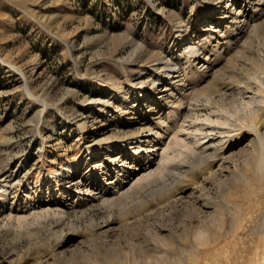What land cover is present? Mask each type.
<instances>
[{
  "label": "rangeland",
  "instance_id": "rangeland-1",
  "mask_svg": "<svg viewBox=\"0 0 264 264\" xmlns=\"http://www.w3.org/2000/svg\"><path fill=\"white\" fill-rule=\"evenodd\" d=\"M149 119L170 129L141 167L85 162ZM10 167L0 264H264V0H0Z\"/></svg>",
  "mask_w": 264,
  "mask_h": 264
},
{
  "label": "bare ground",
  "instance_id": "bare-ground-1",
  "mask_svg": "<svg viewBox=\"0 0 264 264\" xmlns=\"http://www.w3.org/2000/svg\"><path fill=\"white\" fill-rule=\"evenodd\" d=\"M238 17V16H237ZM244 18V17H243ZM218 21V20H217ZM196 44V43H195ZM185 48V47H184ZM197 48L196 45H194V43L192 44V50L195 51ZM186 52V51H184ZM207 57V56H206ZM192 61V60H191ZM162 62V61H161ZM156 65V64H155ZM174 66V65H173ZM160 67V66H159ZM165 67V66H164ZM153 68V67H152ZM155 70V69H154ZM180 71V70H179ZM178 71V72H179ZM165 72V71H164ZM165 74V73H164ZM183 74V73H182ZM170 75V74H169ZM177 76V75H176ZM167 77V76H166ZM171 78H173L174 76H170ZM169 78V77H168ZM180 78V77H178ZM167 80V79H166ZM179 80V79H178ZM184 80V79H183ZM171 82V81H170ZM169 82V83H170ZM173 82V81H172ZM179 82V81H178ZM184 82V81H183ZM168 82L165 84L167 85ZM261 86V84H260ZM163 87V86H162ZM174 87V85H173ZM169 88V86H168ZM167 86H164L163 88H161L160 90V96L161 97H166V91H167ZM169 93V92H168ZM203 94V93H202ZM201 94V95H202ZM205 94V93H204ZM200 96V94L198 95ZM221 99V98H220ZM196 100V99H195ZM234 100V99H233ZM197 101V100H196ZM236 101V100H235ZM189 103V102H188ZM197 103V102H196ZM204 103V102H203ZM182 104V103H181ZM249 104V103H248ZM147 105H149V107L146 109L144 117H147L148 112H150V116L152 117V113H157L159 111L163 110V106L162 103H148ZM142 109V102H138L135 103L134 106V110H133V114H139L141 112ZM199 110V109H198ZM209 111V110H208ZM216 113V112H215ZM149 116V115H148ZM206 116V115H205ZM209 116V115H208ZM210 117V116H209ZM208 119V117H206ZM201 119V118H200ZM165 120V119H164ZM195 121V120H194ZM198 121V120H197ZM206 120H204L205 122ZM192 122V121H191ZM210 122V121H209ZM193 124V123H192ZM81 127L82 126H87L85 123L80 124ZM161 129H155V127L151 126V122L150 119L143 122L140 127L136 130H132V132L130 131L129 133H124L121 136H111V137H105L104 136H100L96 139L93 140V143L95 146L100 147L98 149V151H94L91 154H88L85 157V162L87 161H94L98 160L97 156L98 155H107L111 158H113L114 160H124V158L119 159V157L121 156V152H123L122 147L126 144L128 147L132 148L134 154L130 157L132 158L134 155H136V157L133 160H127L126 162H122L120 170H125V172L127 173L128 171H131L130 169L135 168V167H141L143 165V159L141 158L142 155L144 153H148V151L154 149V138L156 136L160 137L162 136L165 132H168V130L170 129L169 124H165L164 125V121L161 122ZM159 126V127H160ZM181 126V125H180ZM80 127V126H79ZM183 127V126H181ZM137 128V127H136ZM155 129V130H154ZM84 130V129H83ZM127 130V129H126ZM173 130V129H172ZM175 137L177 136V133L180 131L178 129H175ZM129 131V130H128ZM197 131V130H196ZM200 132V131H199ZM192 134V133H191ZM203 135V134H202ZM174 137V138H175ZM198 138V137H197ZM203 139V138H202ZM197 140V139H196ZM199 141V139L197 140V142ZM179 142V141H178ZM209 142V141H208ZM211 143V142H210ZM178 144V143H176ZM198 144V143H197ZM90 145V144H89ZM165 149V148H164ZM163 149V150H164ZM172 149V148H171ZM168 150V149H167ZM163 152V151H162ZM162 157L166 160V155L167 152H163L161 153ZM123 156V155H122ZM126 156V155H125ZM79 158H84L82 155ZM163 159V160H164ZM80 165V164H79ZM132 166V167H130ZM58 167V166H57ZM76 165L72 163H70L68 165V173L64 174L65 172L60 170V168H54V170H52L54 177H56V184L62 183L64 184L65 188L67 189H71L72 187H79V185H81V171L80 168L76 169ZM130 167V168H128ZM50 169V168H49ZM20 169L17 168H7V170L5 171V173L0 174V188L2 190H0V196L2 197V199L4 200H8V195H9V191H10V187L12 184H14L15 179H19L20 178V173H19ZM64 174V175H63ZM116 177V176H115ZM61 178V179H60ZM21 180V178H20ZM17 181V180H16ZM15 181V182H16ZM19 181V180H18ZM17 181V182H18ZM112 183V182H111ZM12 189V188H11ZM49 205V204H48ZM51 206V205H50ZM49 206V208H50ZM47 208V209H49ZM57 208V207H55ZM54 208V209H55ZM59 208V207H58ZM43 210V209H42ZM56 210V209H55Z\"/></svg>",
  "mask_w": 264,
  "mask_h": 264
}]
</instances>
